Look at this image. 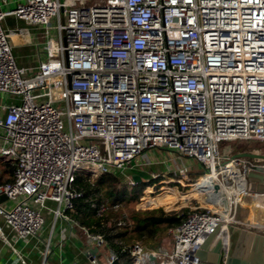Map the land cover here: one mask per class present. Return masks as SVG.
<instances>
[{"label":"built area","instance_id":"1","mask_svg":"<svg viewBox=\"0 0 264 264\" xmlns=\"http://www.w3.org/2000/svg\"><path fill=\"white\" fill-rule=\"evenodd\" d=\"M7 15L42 30L34 67L16 64L19 29L3 27ZM0 93L18 98L0 104V160L14 164L0 183V217L18 239L36 235L46 210L107 249L88 252L89 264H114L104 234L69 214L81 196L75 178L156 163L152 149L194 159L199 176L214 172L240 199L228 196L225 221L208 206L188 210L167 229V248L121 245L132 264H196L206 236L227 224L264 232V159L219 151L222 141L264 142V0H22L0 9ZM241 207L259 223L238 216ZM48 249L49 240L43 258Z\"/></svg>","mask_w":264,"mask_h":264},{"label":"trees","instance_id":"2","mask_svg":"<svg viewBox=\"0 0 264 264\" xmlns=\"http://www.w3.org/2000/svg\"><path fill=\"white\" fill-rule=\"evenodd\" d=\"M1 161L4 165L3 173H7L8 176L3 180L0 175V183L11 179L14 168L13 162ZM137 176L140 179L138 174L135 175V177ZM198 179L199 175L189 184L190 188L181 194H178L175 188L165 186L161 188L160 193L154 196L149 193L143 195L144 187L140 195V204L149 199L163 196H171L173 199L179 197L185 200L189 195H198V197L204 201L202 195L205 193V197L208 199L206 204L214 210H217V208L220 210L215 189L214 191L210 190L207 192L205 188H197L199 187L197 184ZM139 183H136L138 187H128L129 185L123 182L118 170L98 175L94 179H91L88 174H78L75 178L74 185L76 189L81 192V196L73 200L74 208L69 214L80 224L86 226L94 225L95 228L92 230L104 234L107 244L119 253V258L114 264H132L127 250H120L121 245L127 246L139 240L142 244L144 243L147 248L156 247L159 245L158 239L164 235L168 228L179 224L185 214V211H165L162 207L144 212L132 210L125 215H123L119 209L115 210L113 208L115 203H129L138 198L139 189L144 184L143 182H141V184ZM149 191L150 187L146 188V192ZM91 202L95 204H105L107 206L106 211L102 215H97L95 208L90 206ZM119 219L125 223L116 224Z\"/></svg>","mask_w":264,"mask_h":264},{"label":"crops","instance_id":"3","mask_svg":"<svg viewBox=\"0 0 264 264\" xmlns=\"http://www.w3.org/2000/svg\"><path fill=\"white\" fill-rule=\"evenodd\" d=\"M21 1H0V9H12ZM1 23L8 29H19L10 35L16 64L20 67H34L38 61V47L43 41L42 30L27 26L13 15L5 16ZM0 95H3L4 99L7 97L3 93ZM149 158L155 159L152 152L149 153ZM48 205L53 207L54 203L48 201ZM41 213L44 216L43 226L36 235L30 236L26 240L18 239L0 217V229L5 237L3 239L0 236V264H22V261L25 264H41L43 259V264H89L88 252L102 256L106 253L105 247L96 248L93 243L80 239L65 221L57 220L53 224L51 213L46 210H41ZM46 215L51 217V222L48 224ZM47 240H49V249L43 258L44 244Z\"/></svg>","mask_w":264,"mask_h":264},{"label":"rangeland","instance_id":"4","mask_svg":"<svg viewBox=\"0 0 264 264\" xmlns=\"http://www.w3.org/2000/svg\"><path fill=\"white\" fill-rule=\"evenodd\" d=\"M16 99L11 98L10 96H7L4 99L3 95H0V102H6L10 103V101L13 100V102H17V97ZM2 131L0 130V134ZM226 149V150H225ZM259 150L260 152H264V142H259L255 140H250V141H243V140H232V141H222L219 143V151L221 155L223 156H232L237 153L243 152V151H252V150ZM152 154L155 157L156 163H152L150 165H144L135 169H125L123 171H119L120 175L123 179V182L128 184V187H138L136 183L141 184L143 182V186L139 189V196L135 201L129 202V203H121L119 204L118 208L119 211L122 213L127 214L128 212L135 210L137 212H144V211H151L152 209L162 207L165 211H179V212H184L185 213L192 209L193 207H200L201 209L205 208L208 206L206 204L207 200L206 199V194L203 193L202 199L198 197V195H189L187 199H181V198H175L171 196H163L155 199H149L145 201L144 203L140 204V195L143 190V195H147L148 193L152 196L160 193L161 188L168 186L170 188H175L178 194H181L185 191H187L190 188L189 183L193 182L196 179L197 175H200L203 172V169L201 165H199L194 159L191 158H185L181 157L179 155H176L173 153V155H167L166 153L164 154V150L161 149H152L151 150ZM188 168V171L186 172V177L181 180V182H177L176 179L179 177L178 169L179 168ZM4 165L2 161L0 160V175L1 178L4 180L7 178L8 174H4ZM153 175H157V177L153 178ZM139 175L140 179L135 178L137 182L134 183H129V179H134L135 175ZM204 175L199 176V179L197 180V184L199 187L197 188H205V191H214L215 187L214 186H205L203 184V177ZM95 177L91 178L94 179ZM198 178V177H197ZM171 179V180H170ZM141 186V185H139ZM146 186H150V191L146 192ZM204 192V190H203ZM139 199V201H138ZM244 204H247L250 206V201L249 199L245 198L244 199ZM227 209H229V204L228 201L226 203ZM142 209H141V208ZM209 207V206H208ZM144 208H150V209H144ZM218 210V208H217ZM249 209L247 207H241L238 210V216L246 217L250 220L249 216ZM46 223H50V216L46 215ZM255 215H254V217ZM139 241V240H137ZM141 243V241H139ZM171 238L168 235L167 231L164 233L163 236H161L158 239V244L160 247L167 248L170 246ZM144 245V243H143Z\"/></svg>","mask_w":264,"mask_h":264},{"label":"water","instance_id":"5","mask_svg":"<svg viewBox=\"0 0 264 264\" xmlns=\"http://www.w3.org/2000/svg\"><path fill=\"white\" fill-rule=\"evenodd\" d=\"M235 156L264 159V154L248 151L237 153ZM248 177L261 178L253 172L249 173ZM135 178L139 179L138 176ZM226 227L228 246L224 259L222 260L221 241L211 245L215 231L206 236L196 251V264H264V232L232 224H227ZM149 257L152 258L151 255Z\"/></svg>","mask_w":264,"mask_h":264},{"label":"bare ground","instance_id":"6","mask_svg":"<svg viewBox=\"0 0 264 264\" xmlns=\"http://www.w3.org/2000/svg\"><path fill=\"white\" fill-rule=\"evenodd\" d=\"M203 184L205 186H214L215 187V193H216V198L218 201V206L220 210H216L219 211V213L223 216V220H227V216H228V211L229 209H227V198L228 196L231 194V192H235L236 193V199H240V194L238 189L235 190H229L226 189L225 187L222 186V184H219L218 181H216L217 176L214 172L206 174L203 176ZM244 205V204H243ZM249 218L251 223H259L258 220H256L253 215V210L250 209V213H249ZM224 225V224H223ZM222 225V227H224ZM223 229H226L225 227ZM220 240L221 241V248H222V252L225 253L227 250V231L223 230L222 232L216 233V235L214 236V239L211 242V245L216 244L217 241Z\"/></svg>","mask_w":264,"mask_h":264}]
</instances>
